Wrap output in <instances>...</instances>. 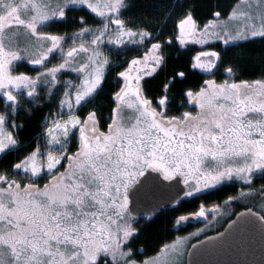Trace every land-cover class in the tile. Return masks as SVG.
I'll use <instances>...</instances> for the list:
<instances>
[{"label": "snow or ice", "instance_id": "obj_1", "mask_svg": "<svg viewBox=\"0 0 264 264\" xmlns=\"http://www.w3.org/2000/svg\"><path fill=\"white\" fill-rule=\"evenodd\" d=\"M131 7L0 0V264H183L189 245V264H231L204 257L247 242L245 213L143 259L154 216L137 223L130 205L153 182L185 197L238 182L225 203L259 200L247 215L264 237V47L259 66L247 47L264 43V0L226 16L211 0H167L146 19Z\"/></svg>", "mask_w": 264, "mask_h": 264}, {"label": "trees", "instance_id": "obj_2", "mask_svg": "<svg viewBox=\"0 0 264 264\" xmlns=\"http://www.w3.org/2000/svg\"><path fill=\"white\" fill-rule=\"evenodd\" d=\"M213 4H219L220 9L223 14L228 15L231 12V8L237 4H243L244 0H211ZM132 7L126 11L127 16L136 17L137 19H146L150 17H158L161 13L159 6L167 3V0H131ZM75 14V13H74ZM170 26V25H169ZM153 29L158 28L157 23L150 25ZM191 47V52L182 51L179 57H176L174 54L170 57L171 63L173 64H182L185 63L190 56H194L196 51L199 50L200 46L193 45ZM253 50V56L257 58L256 63L259 66V56L261 55V48L264 47V43L257 40L254 43H251L247 46ZM212 50V49H205ZM32 66H27L28 69H31ZM21 70H25L24 67ZM31 133H26L25 138H28ZM235 184H227L220 189L215 190L214 193L210 194H201L199 196L191 197L190 199L183 200L180 202V205L177 207H171L166 210L161 211L159 214L154 216V221L152 226L149 228V232L153 236L152 244L146 249V254L143 257L147 258L156 252L165 244L171 242L177 236H180L184 233H188L192 226L195 224H190L188 228L175 230L173 229L174 220L180 215H189V214H198L200 211V205H208L212 203H219L227 200L230 196H235ZM213 193V194H212ZM207 200H210L208 203ZM252 207V205H249ZM225 209V208H224ZM239 210H233L231 217ZM230 217V218H231ZM140 224L144 223V218L140 219Z\"/></svg>", "mask_w": 264, "mask_h": 264}, {"label": "water", "instance_id": "obj_3", "mask_svg": "<svg viewBox=\"0 0 264 264\" xmlns=\"http://www.w3.org/2000/svg\"><path fill=\"white\" fill-rule=\"evenodd\" d=\"M182 188V184L178 187L169 189L153 182L152 190L145 199H141L138 202L137 197L133 195V202L132 205H130V212L134 218L145 216V214L148 213L154 216L162 210L170 208L175 202H177V200L183 196V192L181 191ZM252 211L255 212L254 210ZM241 213L246 214L242 219L247 221L245 228V240L247 242L241 245L239 249L221 250L217 254L204 257V259L231 262V264H241L242 261H247L249 264H251L253 259H259L260 249L262 246H264V237H262V230L257 217L248 216V209H243L237 212L235 216L227 222L222 230L208 236H216L219 232L224 231V229L227 228L228 225L232 223V221L237 220V217L240 216ZM186 217L188 219L185 221H196L194 215H189ZM205 238L206 237H203L201 239ZM192 244H199V240L193 242ZM192 251L194 250L189 247L186 254L185 264H189V262L193 259L192 256L188 255V253Z\"/></svg>", "mask_w": 264, "mask_h": 264}, {"label": "rangeland", "instance_id": "obj_4", "mask_svg": "<svg viewBox=\"0 0 264 264\" xmlns=\"http://www.w3.org/2000/svg\"><path fill=\"white\" fill-rule=\"evenodd\" d=\"M199 46V45H198ZM226 183H229V184H235L237 185V187L235 188V193H237L236 195L239 194V192L242 190L239 183L238 182H232V181H226L224 182L222 185H218L216 186L215 188H212V189H204L200 192H194L192 196L190 197H194V196H199L200 194H204V193H211L215 190H218L220 189V187H224ZM219 191V190H218ZM212 193V194H213ZM208 195V194H206ZM235 195V196H236ZM187 199H190L189 197H185L184 195L181 196L177 201L179 202H175L171 207H177L178 205H180V202L183 201V200H187ZM228 200V199H227ZM225 200V201H227ZM225 201L223 202H219V203H212V204H208V205H200V208L203 207L204 210H205V213L208 215L207 217L205 218H202V217H199L198 215L196 216L197 219H200L202 218L201 222L202 223H199V224H195L194 226H192V229L188 232V233H184L180 236H177L175 239H173L171 242L167 243V244H171L173 242H175L178 238L180 237H190L192 233L196 232L198 229H205L207 235L216 231V230H219L221 229L227 222L228 220L230 219L231 215L233 214V210H236L239 208V210H241L242 208L244 207H247L249 205H252V208L255 210V211H258L260 212L261 209H260V201L257 200L255 202V205L253 206V204L251 203H246L245 201L243 200H233V201H230L229 203H225ZM207 202L209 203L210 200H207ZM170 207V208H171ZM213 208H218L219 209V212L222 213L220 215H217L215 213L212 212V209ZM225 208V209H224ZM166 210V209H165ZM175 221V220H174ZM139 222V221H138ZM137 222V223H138ZM207 225V227H206ZM173 229H176L177 228V225H175V223L173 224ZM204 237V235L202 234L200 236V238ZM199 238V239H200ZM198 239H195V238H192L190 240V244H192L194 241H196ZM190 246V245H189ZM189 246L187 247L185 253H184V256L182 257V260H183V264H185V257H186V252L189 248ZM163 248V246L161 247ZM156 255H160V252H156L155 254L147 257V258H144V259H148V258H151L152 256H156ZM161 259L163 260L164 257L161 256Z\"/></svg>", "mask_w": 264, "mask_h": 264}, {"label": "flooded vegetation", "instance_id": "obj_5", "mask_svg": "<svg viewBox=\"0 0 264 264\" xmlns=\"http://www.w3.org/2000/svg\"><path fill=\"white\" fill-rule=\"evenodd\" d=\"M227 184H229V183H226V184H224V185H227ZM236 187H237V185H236ZM204 194H207V193H204ZM180 216H181V215H180ZM180 216H178L176 219H178ZM204 217H206V216H204ZM140 218H141V217H140ZM140 218H139V220H140ZM176 219H175V220H176ZM139 220H138V221H139ZM201 220H202V218H201ZM138 221H136V222H138ZM197 223H201V222H197ZM190 224H191V223H189V222L182 221L181 224L178 225L177 228H176L175 230H181V229L188 228V226H189Z\"/></svg>", "mask_w": 264, "mask_h": 264}]
</instances>
